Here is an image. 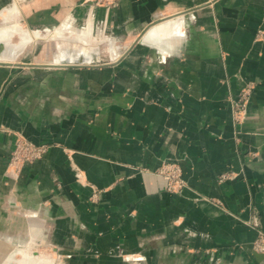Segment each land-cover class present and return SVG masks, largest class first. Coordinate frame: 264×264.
I'll use <instances>...</instances> for the list:
<instances>
[{"label":"crops","instance_id":"0c3cea01","mask_svg":"<svg viewBox=\"0 0 264 264\" xmlns=\"http://www.w3.org/2000/svg\"><path fill=\"white\" fill-rule=\"evenodd\" d=\"M12 23L73 43L79 62L21 66L63 49L3 45L0 252L48 239L65 264H264L252 250L264 234V0H0V28ZM18 137L47 150L13 175ZM162 162L180 166L179 194L141 170Z\"/></svg>","mask_w":264,"mask_h":264},{"label":"rangeland","instance_id":"374dc122","mask_svg":"<svg viewBox=\"0 0 264 264\" xmlns=\"http://www.w3.org/2000/svg\"><path fill=\"white\" fill-rule=\"evenodd\" d=\"M117 2H118V0L114 2L113 6H115ZM33 35H37V34H33ZM46 37H47L46 39H39V40L35 39L34 41H32V43L31 42L29 43V47L34 46L36 44V42H43L44 41L46 44H45V48H44L43 52H44V55H46V56H50V55H53L54 53H58L57 46H59V45L65 52H72L74 49V44L71 42L65 43L62 41L63 42L62 43L60 40L58 42V41L49 39L48 36H46ZM259 37H260V34L258 33L257 38H259ZM97 41L98 40H95V42H97ZM15 45H16V42L14 43L12 48H14ZM5 49L7 50V48H5ZM5 49H4V51H6ZM79 49L80 48L76 49V51ZM15 50L16 49H13L11 52L14 54ZM91 51L97 52V55L94 56L96 59L98 58L97 60H100V62L106 61L107 54H106V47L104 45H96V47L92 48ZM79 52H82V53L85 52L86 53V51L83 49H80ZM61 55H64V53L62 51H61ZM83 57L88 58L86 56H83ZM247 84L250 85V87L252 89L251 84L250 83H247ZM247 102H248V100H247ZM230 112H231V103H230ZM231 120H232V114H231ZM232 122H233V120H232ZM18 138H21V137H18ZM34 145H37V144H34ZM43 146H45V148L47 150V146L46 145H43ZM46 150H45V152H46ZM43 155L41 156V158L43 157ZM10 157H11V154H10ZM10 157H9L7 164H6V170L8 173L13 174V175L19 174L23 168L31 166L35 162L41 160V158H40L39 160L32 161L28 164H21L19 167L17 166L18 169H16V167L13 166V167H11V169L13 170V172H12L8 169V167H9L8 165H10ZM141 170L144 172H148V173L160 178L164 183V191L166 193L176 195V194H179L182 190H184L186 188V183L182 177V170H181L180 166L176 163L162 162L154 170H151V171L146 170V169H141ZM167 175H168L169 179L166 181L163 179V176H167ZM232 177H233L232 174H222V175L218 176L217 182L221 183V182L228 180ZM166 183H169L171 185V188H173L172 191H168L165 188ZM97 194H98V191H95L93 193V195L91 196V199L96 197ZM10 244L12 246V250H11V252H9V254L6 255V253H8V251H1L0 252V264H65L67 262V259H68L67 257L60 255L58 253V251L55 249V247L53 246L54 244H52V242L48 239H45V240H38L37 239V240H33V241H31L29 239H16V240L12 241Z\"/></svg>","mask_w":264,"mask_h":264},{"label":"built area","instance_id":"2783aa9c","mask_svg":"<svg viewBox=\"0 0 264 264\" xmlns=\"http://www.w3.org/2000/svg\"><path fill=\"white\" fill-rule=\"evenodd\" d=\"M98 7L110 8L114 5L117 0H86ZM251 93L250 85H244L236 97L231 101V114L232 120L235 124H240L246 114V104ZM45 146L34 145L23 138H17L14 142V146L11 152L10 165L8 169L13 172L11 167H18L21 164H28L32 161L39 160L41 156L45 153ZM18 166V167H17ZM164 180H168L169 177L163 176ZM165 188L168 191H172L171 185L166 183ZM252 250L260 255L264 256V234L260 231L257 232V237L252 243Z\"/></svg>","mask_w":264,"mask_h":264},{"label":"bare ground","instance_id":"6f19581e","mask_svg":"<svg viewBox=\"0 0 264 264\" xmlns=\"http://www.w3.org/2000/svg\"><path fill=\"white\" fill-rule=\"evenodd\" d=\"M14 14L15 13H12L10 16H14ZM8 19H9L8 17H5V16L3 17V20L5 22L8 21ZM86 28H87V26H86ZM48 37H50V36H48ZM36 38H38V35H33V34L27 32L26 30L22 29V27H20L18 25V23L17 24L16 23L8 24V25L0 28V42H1L0 44H2V45L5 44L4 45L5 48L7 46L6 44L8 42H12V41L14 43L16 42L15 47L21 48V47L25 46L26 44L34 41ZM60 38L66 40L65 37L62 38V36H60ZM81 44L84 45V42H82ZM3 52H4V49H2V53ZM62 52L65 54V55H63L64 59H62V60L61 59H58V60L55 59L54 62L51 65H59L60 66V65L75 64V63L79 62V59H76V58H78V54H77V57L74 56L75 58L74 57L71 58V57H69V55L66 54V52H64V50ZM77 53H79V51H77ZM83 59L85 60V59H88V58L83 57Z\"/></svg>","mask_w":264,"mask_h":264},{"label":"water","instance_id":"95a60500","mask_svg":"<svg viewBox=\"0 0 264 264\" xmlns=\"http://www.w3.org/2000/svg\"><path fill=\"white\" fill-rule=\"evenodd\" d=\"M2 49H3V45L0 44V53L2 52ZM21 66H37V67H46V68H52V67H59V68H68V67H78L77 64H71V65H51V64H48V65H21Z\"/></svg>","mask_w":264,"mask_h":264}]
</instances>
